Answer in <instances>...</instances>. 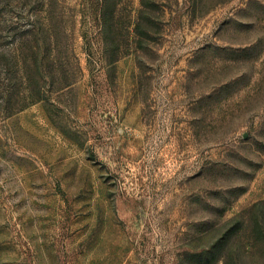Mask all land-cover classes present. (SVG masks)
Masks as SVG:
<instances>
[{"label":"rangeland","instance_id":"374dc122","mask_svg":"<svg viewBox=\"0 0 264 264\" xmlns=\"http://www.w3.org/2000/svg\"><path fill=\"white\" fill-rule=\"evenodd\" d=\"M0 264H264V0H0Z\"/></svg>","mask_w":264,"mask_h":264}]
</instances>
